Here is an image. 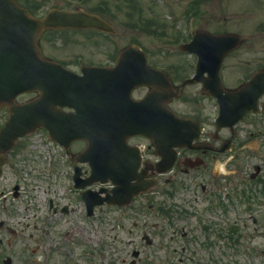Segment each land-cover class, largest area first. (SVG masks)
Returning a JSON list of instances; mask_svg holds the SVG:
<instances>
[{
    "label": "flooded vegetation",
    "instance_id": "1",
    "mask_svg": "<svg viewBox=\"0 0 264 264\" xmlns=\"http://www.w3.org/2000/svg\"><path fill=\"white\" fill-rule=\"evenodd\" d=\"M232 5L238 7L234 14L230 13ZM207 23L205 31L210 36H203L205 40H200L194 53L190 54L189 76L178 82L170 78L174 86V97L169 103L171 110L179 118L193 121L197 128L191 132L194 139L190 147L171 151L165 161L174 158L172 170L157 175L165 165L157 164L159 158L155 157L149 140L140 136L129 140V144L141 152L139 180L154 179L157 186H162L161 189H169L182 185L184 182L179 181L190 177L194 181L193 186H198L200 192L206 194V199L193 201L201 205L207 202L204 210L207 218L191 216L190 226L184 227L186 218L176 212L175 217L181 226L160 227L159 233L148 232L164 252L175 250L183 242L180 238L190 233L206 235L207 248L218 245L217 241L224 244L225 238L233 245L246 246L248 243L258 249L260 242L255 241L264 235L260 212L264 209V0H225L222 22ZM198 72L201 74L199 81L188 84V80L197 77ZM216 72L220 87L236 92V96L222 92L214 78ZM136 92H143L139 95L142 98L147 88L141 87ZM216 96L220 97L230 115L237 110L242 112L241 120L235 126H231L230 116L217 123L220 104ZM150 193L135 199L148 201L153 196ZM77 199L83 207L82 213H76L69 203L61 205L49 199L47 211L42 215L46 221L32 224L33 232H39L38 223L46 227V232L30 236L34 239L35 250L47 241L44 248H48V256L35 259L30 264H96L91 262L94 252L90 259H82L85 208L79 197ZM11 200L15 199L12 196L0 197V245L3 243L2 233L12 236L18 233L19 219L4 203ZM96 210L101 211L102 208ZM242 213L247 215L245 219L241 218ZM41 230L45 231L43 227ZM137 234H141L138 237L140 243L147 236L142 229L131 238L136 239ZM40 235H46V240ZM7 244L11 245V241L8 240ZM65 252L70 259L66 260ZM164 257L166 262L171 261L168 255ZM121 264H126V261L122 260Z\"/></svg>",
    "mask_w": 264,
    "mask_h": 264
},
{
    "label": "rangeland",
    "instance_id": "2",
    "mask_svg": "<svg viewBox=\"0 0 264 264\" xmlns=\"http://www.w3.org/2000/svg\"><path fill=\"white\" fill-rule=\"evenodd\" d=\"M18 2L22 7H34L39 13H44L52 7L69 10L80 8L91 13L96 12L98 15L103 12V17L115 28V35L93 31H61L42 36L43 53L69 69L78 72L80 64L96 67L113 65L118 52L134 44L145 53L151 67L164 69L177 82L189 76L190 63L189 59L185 62V57H181L179 45L189 41L194 30L206 29L209 25L207 22H222L225 4V0H18ZM103 8L105 10L101 11ZM237 10L238 7L232 5L230 13L234 14ZM24 99L26 97L19 100ZM3 119L0 113V126ZM81 147L80 143H76L72 151ZM11 162L14 165L9 164L0 180V194L9 192L15 183L21 185L19 198L10 204L20 224L16 226L18 230L16 236L2 233V239L10 240L11 245L4 243V246L0 247V264H4L2 260L7 257L10 258L11 264H30L35 259H44L48 256V248H44L47 241L36 248L39 250H35L34 239L30 238L33 233L46 232V227L38 223L39 232L35 233L32 224L36 221H46L42 215L46 211L44 202L48 197L54 196L59 198V203L63 202L66 197L64 191L70 189V186L66 185L68 182L66 165L70 161L60 147L50 144L46 131L39 130L18 143L11 156ZM179 182L188 185L179 189V184L176 198L169 199L168 204L177 201L187 205L181 201L185 200L189 205L191 193L194 192L200 197L206 196L200 192L198 186L193 187L194 181L190 177H184ZM157 195L160 193L153 197L161 199V196ZM139 203L141 202L131 204L125 209L103 208L96 211L94 217L85 221L84 244L94 252L91 262L121 264L122 260H125L126 264H131V261L135 260V264L147 262L150 264L156 260V262L164 260L161 254L157 253L161 251L155 245L152 234L146 231L154 243L153 247L146 249L137 244L140 243L138 237L141 234H137L136 239L131 238L134 234L128 229H133L134 233L148 229L154 223L160 227L167 226L157 217L154 208H149L147 203L139 206ZM159 203L157 201L149 204ZM260 212L264 223V209H260ZM35 214L37 217H34ZM246 217L247 215L242 213L241 218ZM157 224L155 225L158 226ZM175 225L177 223L173 226ZM42 227L45 231L41 230ZM39 237L45 240L47 238L46 235ZM181 239L183 242L179 241L175 250L165 251L172 258L165 264H264V237L255 241L260 242L261 247L258 249H254L253 245L248 243L241 248L240 244L233 245L225 238L224 244L217 241L218 245L207 248L205 247L207 236L204 234L202 236L190 233ZM134 251H139L142 256L133 257ZM142 258L151 261L143 262ZM67 259H70V256L66 252ZM82 259L90 258L85 254Z\"/></svg>",
    "mask_w": 264,
    "mask_h": 264
},
{
    "label": "water",
    "instance_id": "3",
    "mask_svg": "<svg viewBox=\"0 0 264 264\" xmlns=\"http://www.w3.org/2000/svg\"><path fill=\"white\" fill-rule=\"evenodd\" d=\"M59 29L115 34L107 22L81 10L53 9L37 19L13 0H0V108L6 107L9 114L0 131V147L7 145L2 148L5 151L18 137L42 127L65 147L75 140L86 141L76 159L89 162L93 181L129 183L138 168L126 143L129 137L146 136L161 153L180 146L183 131L189 130L161 96L169 88L167 77L146 65L136 45L120 52L114 68H82L78 76L41 54V34ZM140 86H148L150 92L143 100L133 101L131 92ZM31 92L37 93L36 98L15 103L17 96ZM64 107L74 112L67 113ZM132 189L124 204L137 194V188Z\"/></svg>",
    "mask_w": 264,
    "mask_h": 264
}]
</instances>
